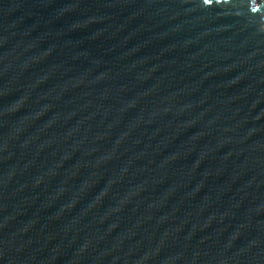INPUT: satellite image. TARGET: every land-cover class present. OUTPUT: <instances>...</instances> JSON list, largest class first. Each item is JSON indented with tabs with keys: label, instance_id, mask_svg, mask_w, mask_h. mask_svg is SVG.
Returning <instances> with one entry per match:
<instances>
[{
	"label": "water",
	"instance_id": "1",
	"mask_svg": "<svg viewBox=\"0 0 264 264\" xmlns=\"http://www.w3.org/2000/svg\"><path fill=\"white\" fill-rule=\"evenodd\" d=\"M0 264H264V0H0Z\"/></svg>",
	"mask_w": 264,
	"mask_h": 264
}]
</instances>
